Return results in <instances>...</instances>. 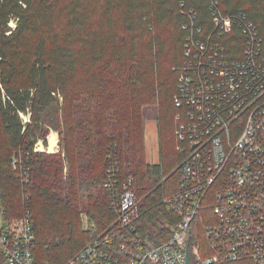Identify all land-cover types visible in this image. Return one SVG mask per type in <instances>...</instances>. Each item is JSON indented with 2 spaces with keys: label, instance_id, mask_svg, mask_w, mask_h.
Masks as SVG:
<instances>
[{
  "label": "trees",
  "instance_id": "16d2710c",
  "mask_svg": "<svg viewBox=\"0 0 264 264\" xmlns=\"http://www.w3.org/2000/svg\"><path fill=\"white\" fill-rule=\"evenodd\" d=\"M212 2L0 0V216L30 215L35 264H66L113 220L103 187L108 153L121 176L134 179L139 227L150 242L165 240L173 222L163 199L177 190L178 175L165 176L187 152L185 138L167 136L176 116V127L183 120L173 102L174 68L184 60L187 13L207 33ZM217 9L252 22L264 50V0H218ZM237 25L231 49L243 39ZM145 105L158 107L160 162L153 165L142 155ZM53 110L61 111L63 156L34 150L46 144ZM81 212L98 230L82 227ZM159 214L169 225L161 235L151 230Z\"/></svg>",
  "mask_w": 264,
  "mask_h": 264
},
{
  "label": "built area",
  "instance_id": "2783aa9c",
  "mask_svg": "<svg viewBox=\"0 0 264 264\" xmlns=\"http://www.w3.org/2000/svg\"><path fill=\"white\" fill-rule=\"evenodd\" d=\"M213 2L207 33L194 27L192 10L187 13L184 60L174 68L173 102L183 114L176 135L185 138L187 152L176 169L177 190L163 199L173 222L169 234L149 241L139 227L134 179L122 177L108 153L103 187L114 218L66 264H186L187 252L188 264H264L262 39L252 22L223 15ZM235 24L243 39L231 49L227 40ZM33 247L28 213L15 220L0 216V264H35Z\"/></svg>",
  "mask_w": 264,
  "mask_h": 264
},
{
  "label": "rangeland",
  "instance_id": "374dc122",
  "mask_svg": "<svg viewBox=\"0 0 264 264\" xmlns=\"http://www.w3.org/2000/svg\"><path fill=\"white\" fill-rule=\"evenodd\" d=\"M59 102H62V98L59 99ZM52 118H53V120H55V122L53 125L49 123L50 127H49V132H48L47 137H46V144H44L42 142V140H40V141H38L39 144L37 147L39 148L38 151H42V152H46V153L59 154L62 151V142H61L62 136L60 135V133L58 131V129H62L61 128L62 124L59 123V120L61 119V111L55 114L54 110H53ZM157 118H158V107H157V105H145L142 107L141 121H142L143 132H144L142 155H143V161L146 162L147 164H150V165L158 164L160 162L159 148H158V134H157V122H158ZM177 121H178V118L176 116L174 126L171 130H169V133L167 135L169 138L174 137L175 140H176V138H178V136L176 135ZM58 125H59V127H57ZM52 132H54L56 134L57 143L52 148L53 150L49 151L48 150V145H49L48 135ZM176 150H178V149H176ZM61 154H62V152H61ZM62 156H63V154H62ZM177 166L178 165L176 164L172 168V170L168 174H166L165 177L170 176L172 173H174L175 170L177 169ZM63 174L64 175L67 174L66 166H64V168H63ZM152 181H153L152 179H149V183ZM91 191H92L91 186L89 184H87L86 186L82 187V189H81V197L85 200V197ZM169 192H171V190H169L168 193ZM163 216H162V214H159L157 220L155 221L154 226L152 225L151 230L153 233L156 234V232H157V234L159 233V235H161V234H163V231L166 230L165 227H168L166 220ZM80 217L82 220V227L85 230H90L91 232H95L96 230H98V229H96L95 224L88 219L87 215L84 212L80 213ZM105 228L106 227H104L99 232L103 231ZM158 228H161V229L157 231ZM99 232H97V233H99Z\"/></svg>",
  "mask_w": 264,
  "mask_h": 264
},
{
  "label": "bare ground",
  "instance_id": "6f19581e",
  "mask_svg": "<svg viewBox=\"0 0 264 264\" xmlns=\"http://www.w3.org/2000/svg\"><path fill=\"white\" fill-rule=\"evenodd\" d=\"M48 142H49V145H48V150L51 151L53 150L52 148L56 145L57 143V137H56V134L54 132L50 133L48 135Z\"/></svg>",
  "mask_w": 264,
  "mask_h": 264
},
{
  "label": "water",
  "instance_id": "95a60500",
  "mask_svg": "<svg viewBox=\"0 0 264 264\" xmlns=\"http://www.w3.org/2000/svg\"><path fill=\"white\" fill-rule=\"evenodd\" d=\"M189 260H190V253L189 252H187L186 253V260L184 261L186 264H188V262H189ZM211 262L212 261H208V262H205L204 264H211ZM144 264H148V263H145V262H143ZM153 264V263H152Z\"/></svg>",
  "mask_w": 264,
  "mask_h": 264
}]
</instances>
